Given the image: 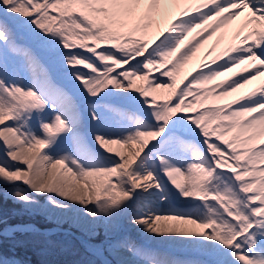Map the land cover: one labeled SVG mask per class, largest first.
<instances>
[{"label":"snow or ice","instance_id":"obj_1","mask_svg":"<svg viewBox=\"0 0 264 264\" xmlns=\"http://www.w3.org/2000/svg\"><path fill=\"white\" fill-rule=\"evenodd\" d=\"M38 219L87 264H264V0H0V264Z\"/></svg>","mask_w":264,"mask_h":264},{"label":"trees","instance_id":"obj_2","mask_svg":"<svg viewBox=\"0 0 264 264\" xmlns=\"http://www.w3.org/2000/svg\"><path fill=\"white\" fill-rule=\"evenodd\" d=\"M16 207L18 206L8 201L7 210L9 212ZM9 218L11 219V216ZM36 222L44 224V221L41 220ZM54 239L57 243L52 246H44L31 240L27 243L28 245H25V248L31 253L33 264H87L92 259L73 235L70 237L55 235ZM10 243L11 241L8 242V244Z\"/></svg>","mask_w":264,"mask_h":264},{"label":"rangeland","instance_id":"obj_3","mask_svg":"<svg viewBox=\"0 0 264 264\" xmlns=\"http://www.w3.org/2000/svg\"><path fill=\"white\" fill-rule=\"evenodd\" d=\"M113 147H118V146L113 145ZM163 207H168V205H164ZM38 220L43 221L42 219H38ZM169 223H171V222H169ZM44 224H47V223L44 221ZM54 232H56V230ZM59 232H62L60 234V236H63V237H70L71 236V232H69V231L59 230ZM56 235H58L57 232H56ZM25 245H28V244L26 243ZM25 245L18 248V249H13L11 247V243H10L9 244V251L15 252L18 255V257L25 262V264H33L32 260H31V253L29 252V250L27 248H25ZM29 246H32V245L29 244ZM178 254H179V250H178Z\"/></svg>","mask_w":264,"mask_h":264},{"label":"water","instance_id":"obj_4","mask_svg":"<svg viewBox=\"0 0 264 264\" xmlns=\"http://www.w3.org/2000/svg\"><path fill=\"white\" fill-rule=\"evenodd\" d=\"M45 228H51V229H55V228H63V229H69L71 230L70 227H67V226H57V225H50V226H44ZM78 236H80L78 233H76Z\"/></svg>","mask_w":264,"mask_h":264},{"label":"bare ground","instance_id":"obj_5","mask_svg":"<svg viewBox=\"0 0 264 264\" xmlns=\"http://www.w3.org/2000/svg\"><path fill=\"white\" fill-rule=\"evenodd\" d=\"M211 44V41H209V44L208 45H205L204 47H205V49L209 46ZM221 46H223V45H221ZM202 53H203V49L201 50V53H198V55L201 57V58H203L202 57ZM190 67V66H189ZM187 70V68L185 69V71ZM218 79H223V77H221V78H218ZM213 83H215V82H213ZM205 87H210V85H208V86H205ZM126 150V149H125Z\"/></svg>","mask_w":264,"mask_h":264}]
</instances>
